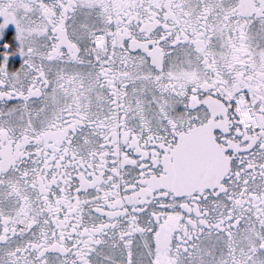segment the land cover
Masks as SVG:
<instances>
[{
  "label": "snow or ice",
  "instance_id": "1",
  "mask_svg": "<svg viewBox=\"0 0 264 264\" xmlns=\"http://www.w3.org/2000/svg\"><path fill=\"white\" fill-rule=\"evenodd\" d=\"M0 264H264V0H0Z\"/></svg>",
  "mask_w": 264,
  "mask_h": 264
}]
</instances>
